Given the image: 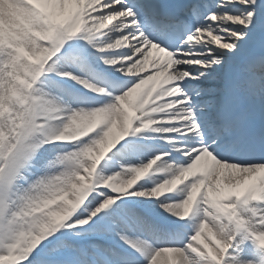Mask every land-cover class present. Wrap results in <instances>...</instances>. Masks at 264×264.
<instances>
[{"label": "snow or ice", "instance_id": "6c2138e0", "mask_svg": "<svg viewBox=\"0 0 264 264\" xmlns=\"http://www.w3.org/2000/svg\"><path fill=\"white\" fill-rule=\"evenodd\" d=\"M0 264H264V0H0Z\"/></svg>", "mask_w": 264, "mask_h": 264}]
</instances>
